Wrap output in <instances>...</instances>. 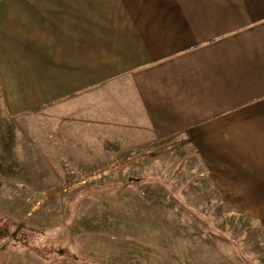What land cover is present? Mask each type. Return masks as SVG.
Segmentation results:
<instances>
[{"label": "crops", "instance_id": "0c3cea01", "mask_svg": "<svg viewBox=\"0 0 264 264\" xmlns=\"http://www.w3.org/2000/svg\"><path fill=\"white\" fill-rule=\"evenodd\" d=\"M0 89L59 162L186 138L225 191L264 197V0H0Z\"/></svg>", "mask_w": 264, "mask_h": 264}, {"label": "rangeland", "instance_id": "374dc122", "mask_svg": "<svg viewBox=\"0 0 264 264\" xmlns=\"http://www.w3.org/2000/svg\"><path fill=\"white\" fill-rule=\"evenodd\" d=\"M38 136L37 116L0 113V224L43 230L31 249L0 242V264H264V197L225 191L189 139L80 164Z\"/></svg>", "mask_w": 264, "mask_h": 264}, {"label": "trees", "instance_id": "16d2710c", "mask_svg": "<svg viewBox=\"0 0 264 264\" xmlns=\"http://www.w3.org/2000/svg\"><path fill=\"white\" fill-rule=\"evenodd\" d=\"M15 225L11 221H5L0 224V242L7 241L13 237L12 242L19 245L25 246L29 249L33 247V243L39 240L43 236V230H33V229H22L16 231ZM76 260H80L78 256H75Z\"/></svg>", "mask_w": 264, "mask_h": 264}, {"label": "built area", "instance_id": "2783aa9c", "mask_svg": "<svg viewBox=\"0 0 264 264\" xmlns=\"http://www.w3.org/2000/svg\"><path fill=\"white\" fill-rule=\"evenodd\" d=\"M86 181V179H83V182H85Z\"/></svg>", "mask_w": 264, "mask_h": 264}]
</instances>
